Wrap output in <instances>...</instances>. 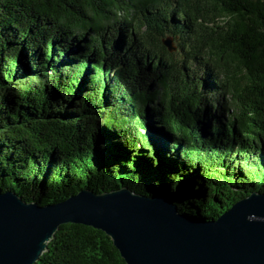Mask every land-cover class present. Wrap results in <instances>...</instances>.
I'll list each match as a JSON object with an SVG mask.
<instances>
[{
	"label": "trees",
	"instance_id": "1",
	"mask_svg": "<svg viewBox=\"0 0 264 264\" xmlns=\"http://www.w3.org/2000/svg\"><path fill=\"white\" fill-rule=\"evenodd\" d=\"M121 184L212 219L264 192V0H0V187ZM111 239L66 223L35 264H126Z\"/></svg>",
	"mask_w": 264,
	"mask_h": 264
},
{
	"label": "water",
	"instance_id": "2",
	"mask_svg": "<svg viewBox=\"0 0 264 264\" xmlns=\"http://www.w3.org/2000/svg\"><path fill=\"white\" fill-rule=\"evenodd\" d=\"M173 41H163L170 51ZM66 223L103 231L126 264H264V192L212 219L184 213L166 192L128 184L83 187L44 205L0 187V264H35Z\"/></svg>",
	"mask_w": 264,
	"mask_h": 264
}]
</instances>
